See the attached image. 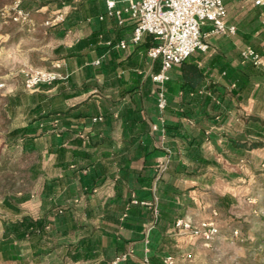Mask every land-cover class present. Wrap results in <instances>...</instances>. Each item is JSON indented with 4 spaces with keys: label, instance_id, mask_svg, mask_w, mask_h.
Segmentation results:
<instances>
[{
    "label": "crops",
    "instance_id": "0c3cea01",
    "mask_svg": "<svg viewBox=\"0 0 264 264\" xmlns=\"http://www.w3.org/2000/svg\"><path fill=\"white\" fill-rule=\"evenodd\" d=\"M113 1L118 8L127 0ZM223 5L235 34L205 38L208 52L188 58L203 77L193 89L183 87L181 65L167 72L163 114L148 36L139 46L113 47L134 25L127 19L116 30L105 0L95 18L94 1L72 24L45 33L51 65L65 80L18 98L21 134L32 140L36 162L31 186L0 216V264H196L210 249L215 238L204 242L174 222L216 225L211 194L230 207L238 202L254 177L252 160L264 156V8L250 0ZM245 47L261 67L241 64ZM251 142L261 146L250 149ZM142 202L156 203V218Z\"/></svg>",
    "mask_w": 264,
    "mask_h": 264
},
{
    "label": "rangeland",
    "instance_id": "374dc122",
    "mask_svg": "<svg viewBox=\"0 0 264 264\" xmlns=\"http://www.w3.org/2000/svg\"><path fill=\"white\" fill-rule=\"evenodd\" d=\"M94 1L100 9L102 0H0V83H4L0 89V216L8 209L7 201L27 190L34 177L29 170L36 162L32 140L21 134L23 108L17 101H25L24 74L29 69H48L53 62L54 45L45 33L58 23L51 27L44 23L63 16L61 24L70 25L78 19L79 8ZM18 11L28 16L15 20ZM251 166L254 177L231 207L211 194L219 235L210 249L197 254L196 264H264V156H255Z\"/></svg>",
    "mask_w": 264,
    "mask_h": 264
},
{
    "label": "built area",
    "instance_id": "2783aa9c",
    "mask_svg": "<svg viewBox=\"0 0 264 264\" xmlns=\"http://www.w3.org/2000/svg\"><path fill=\"white\" fill-rule=\"evenodd\" d=\"M252 5L264 8V0H250ZM105 15L113 19L116 26L122 28L127 19L132 21L133 30L128 40H120L113 47L125 49L128 45L139 46L145 36H150L154 42L146 50V56L151 61H159L158 73L151 76V80L157 85L156 109L163 114L167 107L165 83L168 81L167 72L173 66H179L195 52L207 53L209 43L205 38L211 36H231L235 34V28L224 23L225 8L223 0H127L122 6L116 7L113 0H105ZM21 11L17 12L15 20L24 19ZM103 16L98 20L102 21ZM64 21L63 16H57L47 20L45 26H53ZM209 26L207 33H202V28ZM108 46H112L110 42ZM241 64H250L255 68L262 66L260 55L251 47H245L240 52ZM99 64L96 60L92 65ZM60 65L54 63L48 69H29L24 74L23 88L26 92H34L41 85H53L65 80L58 69ZM4 83H0V89ZM101 118L93 121H101ZM156 130V126H153ZM143 206L151 209L153 216L158 214L155 202H142ZM174 228L206 241L216 238L218 229L211 223H193L189 219H178ZM236 233V232H235ZM126 256L120 259L124 260ZM166 264H172L171 258L165 260Z\"/></svg>",
    "mask_w": 264,
    "mask_h": 264
},
{
    "label": "trees",
    "instance_id": "16d2710c",
    "mask_svg": "<svg viewBox=\"0 0 264 264\" xmlns=\"http://www.w3.org/2000/svg\"><path fill=\"white\" fill-rule=\"evenodd\" d=\"M27 16H28V13L25 14V17ZM148 38L150 42L148 46L149 48L150 46L154 44V42L150 36H148ZM187 60L181 64L183 87L193 89L197 84H199L202 81L203 77L199 69L196 67V65L192 63H188ZM260 146H261L260 143H256V144L250 145L249 148L256 149V148H259ZM263 186H264V183H263Z\"/></svg>",
    "mask_w": 264,
    "mask_h": 264
}]
</instances>
